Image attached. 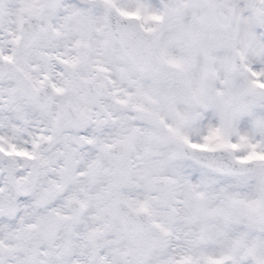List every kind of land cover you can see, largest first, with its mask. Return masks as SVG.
<instances>
[{"label": "snow or ice", "instance_id": "obj_1", "mask_svg": "<svg viewBox=\"0 0 264 264\" xmlns=\"http://www.w3.org/2000/svg\"><path fill=\"white\" fill-rule=\"evenodd\" d=\"M0 264H264V0H0Z\"/></svg>", "mask_w": 264, "mask_h": 264}]
</instances>
